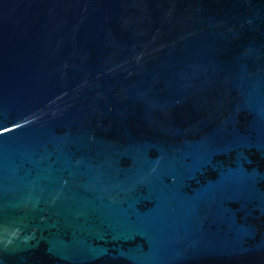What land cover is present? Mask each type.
Wrapping results in <instances>:
<instances>
[{"label":"water","instance_id":"95a60500","mask_svg":"<svg viewBox=\"0 0 264 264\" xmlns=\"http://www.w3.org/2000/svg\"><path fill=\"white\" fill-rule=\"evenodd\" d=\"M0 264H264V0H0Z\"/></svg>","mask_w":264,"mask_h":264}]
</instances>
